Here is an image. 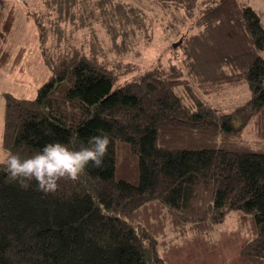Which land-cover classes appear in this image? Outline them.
Masks as SVG:
<instances>
[{
	"label": "trees",
	"instance_id": "obj_1",
	"mask_svg": "<svg viewBox=\"0 0 264 264\" xmlns=\"http://www.w3.org/2000/svg\"><path fill=\"white\" fill-rule=\"evenodd\" d=\"M158 1L199 9L181 44L185 68L158 67L113 89L110 69L74 52L35 98L7 96V152L69 140L79 148L101 130L112 142L102 168L60 181L55 193L19 187L0 164V264H167L157 237L204 234L232 210L248 234L242 262L264 264V56L252 55L264 49L261 17L241 0ZM17 14L0 0V67L24 53L10 46ZM191 79L205 93L247 82L252 96L221 111ZM119 148L137 157L138 183L118 176Z\"/></svg>",
	"mask_w": 264,
	"mask_h": 264
},
{
	"label": "rangeland",
	"instance_id": "obj_2",
	"mask_svg": "<svg viewBox=\"0 0 264 264\" xmlns=\"http://www.w3.org/2000/svg\"><path fill=\"white\" fill-rule=\"evenodd\" d=\"M7 1L15 3L18 11L10 46L14 53L20 48L24 53L18 63L11 59L0 67V159L7 154L3 132L8 95L35 98L59 60L69 61L74 52L96 58L110 69L113 89L140 80L158 67L185 68L181 44L197 30L191 27L200 16L199 9L189 14L179 2L158 0H74L60 8L61 0ZM241 1L258 12L264 25V0ZM252 55L264 56V49L253 50ZM191 83L204 101L221 111H230L252 96L247 82L210 93L202 92L195 79ZM244 135L249 141L257 140L250 126ZM117 174L139 182L137 157L126 148H119ZM157 238L158 252L167 264H245L240 248L248 234L239 226L236 210L204 234L168 229Z\"/></svg>",
	"mask_w": 264,
	"mask_h": 264
},
{
	"label": "clouds",
	"instance_id": "obj_3",
	"mask_svg": "<svg viewBox=\"0 0 264 264\" xmlns=\"http://www.w3.org/2000/svg\"><path fill=\"white\" fill-rule=\"evenodd\" d=\"M111 142V137L101 130L79 148L74 147V140L50 142L27 156L8 151L0 164L8 180L19 187L27 189L35 182L36 190L55 193L60 181H75L89 167L102 168Z\"/></svg>",
	"mask_w": 264,
	"mask_h": 264
}]
</instances>
